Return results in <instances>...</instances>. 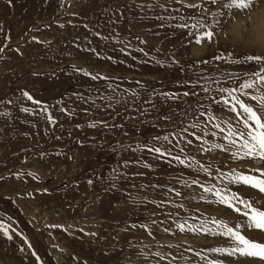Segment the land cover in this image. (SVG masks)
<instances>
[{
	"label": "rangeland",
	"instance_id": "obj_1",
	"mask_svg": "<svg viewBox=\"0 0 264 264\" xmlns=\"http://www.w3.org/2000/svg\"><path fill=\"white\" fill-rule=\"evenodd\" d=\"M225 2L0 0V264H264L212 251L233 247L214 220L264 243L203 190L264 206L229 182L264 162L222 150L242 117L215 102L264 66L243 61L264 56V0Z\"/></svg>",
	"mask_w": 264,
	"mask_h": 264
},
{
	"label": "snow or ice",
	"instance_id": "obj_2",
	"mask_svg": "<svg viewBox=\"0 0 264 264\" xmlns=\"http://www.w3.org/2000/svg\"><path fill=\"white\" fill-rule=\"evenodd\" d=\"M177 2L180 3L182 2V0H177ZM208 2L215 5L217 4L218 0H208ZM256 4L257 0H226V2L223 3L222 7L229 11L235 10L246 12L247 10L253 8ZM184 6L191 8L201 7V5L199 4H185ZM213 15L214 17H218L222 15V13L217 11ZM215 23L219 25L221 22L219 19H216ZM180 27H187V25H181ZM192 27L195 28L196 25H192ZM201 27H203V25H201ZM212 36L213 33L211 31L204 32L201 36L197 37L196 43L200 44L202 38H208L210 40ZM2 50L3 49H0V51ZM228 55L231 59V53H229ZM215 58L223 59L224 57L223 55H221ZM243 61L256 62L257 64L264 65V56L246 55L243 57ZM203 62L207 63V61ZM234 62L239 63L240 60H235ZM246 75L248 76V78L240 82L238 87L220 88L219 91L221 93H225L226 96H222L220 101H215L217 103L229 105V110L231 112H237L238 107V115L242 117L240 119V123L243 126L242 128L234 127L231 124L227 125L226 135L224 139L227 140L228 144L227 146L222 148V150L230 151V154L234 159H250L258 162H264V115L258 114V112L251 104L241 99V96L247 97L249 100L256 101L261 108H264V94H252L253 92H259L261 88H264V66L260 67L258 71L246 73ZM93 79H96V77H93ZM204 91L208 92L209 89L205 87ZM236 93H239V95H236ZM191 94L194 95L195 93ZM24 95L27 96L29 100L33 99L27 92H25ZM183 95L187 96L190 95V93L185 92ZM33 102L37 104L40 103V101ZM23 110L27 111V109ZM45 111H47V109H45ZM201 115H203V113H201ZM210 119H213V117H210ZM49 120L51 121V117H49ZM90 126L94 127L95 125ZM192 126L197 127V125ZM215 127L219 128L221 132L225 131V129L221 128L219 124H216ZM184 131H187V129H184ZM213 135H215V133H213ZM155 139L168 140V136H164L162 138L156 137ZM197 139H201V137H197ZM187 143L190 144L191 141H187ZM212 148H221V145L213 144ZM231 149H235V151H231ZM149 151H154L160 156L165 155V152H163L161 148L158 147L151 148L149 149ZM168 154L170 155V151ZM173 158L178 160L181 164L185 163V161L181 160L179 157ZM251 171L258 172L259 175H246L233 170L229 176V182L242 183L258 190L260 193H264V169L256 168L252 169ZM89 183H91V181H89ZM193 183H196V181H193ZM203 190L205 192L212 193V195L217 198L218 203L231 208L237 213H240L242 216H244L246 218L247 227L259 230L260 232H264V206H258L257 202H249L245 199L240 198L238 194L231 192L227 186H225L223 190H214L213 188L209 187H206ZM237 205H242V208L238 207ZM213 223H215L219 228L223 229V231L219 234L228 236L233 242V247L227 249H213L212 251L225 253L227 255H234L239 253L240 255L260 257L261 259H264V243L251 240L246 235L242 234L239 231V228L241 227L240 225H237L234 229L232 227H229L222 220H214ZM179 227L182 231L184 230L183 225H179ZM0 230L3 231L4 235H8V229L2 223H0ZM33 255H35V253H33Z\"/></svg>",
	"mask_w": 264,
	"mask_h": 264
}]
</instances>
